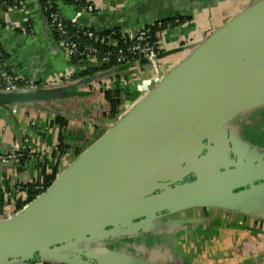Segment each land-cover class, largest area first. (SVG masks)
Wrapping results in <instances>:
<instances>
[{
    "label": "water",
    "instance_id": "water-1",
    "mask_svg": "<svg viewBox=\"0 0 264 264\" xmlns=\"http://www.w3.org/2000/svg\"><path fill=\"white\" fill-rule=\"evenodd\" d=\"M181 53L43 193L0 217V264H165L134 242L170 228L175 214L209 207L264 221V156L240 161L228 127L264 104V0L161 58ZM60 96L36 85L0 92V104L40 107Z\"/></svg>",
    "mask_w": 264,
    "mask_h": 264
},
{
    "label": "crops",
    "instance_id": "crops-1",
    "mask_svg": "<svg viewBox=\"0 0 264 264\" xmlns=\"http://www.w3.org/2000/svg\"><path fill=\"white\" fill-rule=\"evenodd\" d=\"M96 1L99 10L79 16L76 9L56 0L65 17L96 32L136 30L165 20H183L157 38L160 59L156 62L165 74L186 53L161 56L189 42L203 40L242 9L260 0ZM0 48L5 56V63L0 64V77L13 72L24 81L59 91L61 95L60 99L39 103L40 107L0 104V155L12 149L23 154L16 162L0 161V213L5 211L7 215L27 205V195L14 194L15 186L35 184L42 171L48 176L55 175L56 179L79 156L80 144L95 137L98 140L113 117L103 92L89 88L87 78L82 77L100 67L94 62L77 65L59 49L37 0H21L19 6L9 11L0 6ZM144 70L146 73L142 75H149L152 66ZM95 74L105 76L96 72L91 76ZM112 76L114 79L107 81L106 87L128 92L129 98L136 96L135 71L125 68ZM62 142L66 148L61 150ZM39 152L44 154L38 163ZM165 221L171 222L170 228L134 242L139 245L143 240L147 253L159 250V254H164L165 264H264L261 219L206 207L175 214ZM178 221L184 223L179 225ZM124 243L120 241L118 247H124Z\"/></svg>",
    "mask_w": 264,
    "mask_h": 264
},
{
    "label": "built area",
    "instance_id": "built-area-1",
    "mask_svg": "<svg viewBox=\"0 0 264 264\" xmlns=\"http://www.w3.org/2000/svg\"><path fill=\"white\" fill-rule=\"evenodd\" d=\"M62 1L64 4L67 2L65 4L67 7L76 9L77 15L79 16L91 15L99 10L96 0ZM37 2L44 19L55 36V41L59 49L77 65L84 62H94L101 68L111 65L113 61L116 65H124L126 71H135L138 75V78L136 77L133 83V93L136 95V98H139L151 90L161 80L164 73L161 74V66L156 62L159 56V48L157 42H154V40L157 39L162 32L178 26L179 22L177 19L165 25L159 23L157 26L159 31L155 33V35L151 32L154 25L143 26L136 30H109L107 34H100L88 28L83 29L73 20L65 17L59 10L56 0H37ZM20 3L21 0H0V6L8 11L15 9ZM99 45L105 46L112 51L102 52ZM144 60L152 66V72L146 76L142 75L146 72H140V68L138 67L139 62ZM4 63L3 53L0 48V64ZM123 71L124 69L118 72ZM116 72L117 70L115 69L103 72L105 76H102L100 80H95L94 83H96V85L93 88L100 92L112 90L106 87L105 84L107 81L114 79L115 76L112 75ZM35 87L36 85L33 82L24 81L13 72H6L0 77V92L3 93L19 89L29 90ZM132 99L133 98H131L129 103L127 102V105H122L121 112H125L128 109V104L132 103ZM43 154V152H39L38 163ZM22 155L23 154L17 152L15 149H12L10 152L0 155V161L6 160L16 162ZM42 179L43 177L40 174L38 176V181ZM27 186L28 185L23 184L15 186L13 189L14 194H19L21 196L25 195L27 193ZM36 189L40 192L42 191L41 193L46 190L43 186H37ZM9 213L12 214L14 211L12 210Z\"/></svg>",
    "mask_w": 264,
    "mask_h": 264
},
{
    "label": "rangeland",
    "instance_id": "rangeland-1",
    "mask_svg": "<svg viewBox=\"0 0 264 264\" xmlns=\"http://www.w3.org/2000/svg\"><path fill=\"white\" fill-rule=\"evenodd\" d=\"M183 56L179 57V60ZM164 72L162 71L161 74ZM136 96L132 99V103L128 104V108L137 100ZM131 98L127 99L122 105H127ZM121 109L114 116L113 120H109V125L114 124L123 114ZM228 127L234 133L238 147L242 151L239 160H254L264 156V104L255 107H249L236 114L228 120ZM98 137L80 144L79 155L95 142ZM5 217V211L0 213V217Z\"/></svg>",
    "mask_w": 264,
    "mask_h": 264
},
{
    "label": "trees",
    "instance_id": "trees-1",
    "mask_svg": "<svg viewBox=\"0 0 264 264\" xmlns=\"http://www.w3.org/2000/svg\"><path fill=\"white\" fill-rule=\"evenodd\" d=\"M67 2H65L66 4ZM179 23L183 22L182 19H177ZM174 20H165V21H162V22H159L161 25H165L167 23H170ZM159 23H156L154 25V27L151 29V32L153 35H155V33H157L159 31L158 29V24ZM82 27V26H80ZM83 29H86V27H82ZM115 31H118V29H114ZM109 31H102V32H99L100 34H107ZM154 42H157V39L154 40ZM100 49L102 52H107V51H112L110 49H108L107 47L105 46H101L99 45ZM3 58H4V61H5V56L3 55ZM111 69H115L117 71L119 70H122V69H125V66L124 65H116L113 61H112V64L109 65V66H103L99 69H97L95 72L96 73H102V72H108V71H111ZM95 72H88V73H85L83 74L82 77H85L87 79H91L93 76H91L93 73ZM103 95H104V98L105 100L107 101L108 103V106L110 108V115L114 118V116L118 113V111L122 108V103L123 101L129 99V97L131 96L130 93L128 92H121V90H108V91H104L103 92ZM200 147L197 146L196 147V150H198V148ZM66 148V146L63 145V142L62 144H60V149H64ZM42 177L43 179L41 181H37L35 184H32V185H28L27 186V199H26V204L30 203L33 199H35L38 195H40V191H38L36 189L37 186H43L44 189H47L52 183L53 181L55 180V175H52V176H48L45 174L44 171H42ZM23 208V206H22Z\"/></svg>",
    "mask_w": 264,
    "mask_h": 264
}]
</instances>
